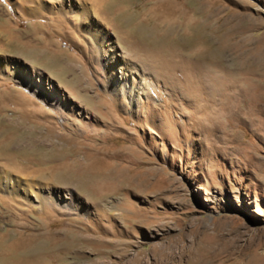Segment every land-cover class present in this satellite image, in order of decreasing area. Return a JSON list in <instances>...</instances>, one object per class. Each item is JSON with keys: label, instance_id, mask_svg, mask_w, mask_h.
<instances>
[{"label": "rangeland", "instance_id": "374dc122", "mask_svg": "<svg viewBox=\"0 0 264 264\" xmlns=\"http://www.w3.org/2000/svg\"><path fill=\"white\" fill-rule=\"evenodd\" d=\"M79 1L0 0V181L28 188L14 195L32 205L21 216L31 230L38 184L71 193L70 213L46 206L51 228L76 217L72 228L98 240L47 258L161 264L169 248L176 264L189 252L202 264H264V0H174L184 14L166 0ZM201 65L210 74L194 91ZM22 69L54 97L23 87ZM18 93L37 110L26 122ZM43 112L48 122L34 124ZM11 212L0 207V227L29 232Z\"/></svg>", "mask_w": 264, "mask_h": 264}, {"label": "bare ground", "instance_id": "6f19581e", "mask_svg": "<svg viewBox=\"0 0 264 264\" xmlns=\"http://www.w3.org/2000/svg\"><path fill=\"white\" fill-rule=\"evenodd\" d=\"M166 2H167V4L170 5V7H172V10L179 11L180 13H183V14L185 13V10L182 8L183 6L182 7L180 6L181 5L180 3H177L174 0H166ZM77 3L80 4L81 2L79 0H77ZM59 6L61 7L62 5H59ZM58 23L60 24V22H58ZM59 28H61V27L59 26ZM56 32H57V30H56ZM47 45H49V44L47 43ZM53 48H55V47L53 46ZM102 52L104 55L102 57L103 61H104L103 64L105 66H107V68L110 69V72L113 73V71H111V70H113L114 66L112 67V66H108V65H109V63H113V60H112L113 57L112 56L115 52L114 48H111L110 46L106 45L103 47ZM154 52L156 53V57L158 56V60H162V58H161L162 56L160 55V54H162V51L161 50H156V51L154 50ZM152 54H154V53H151V56H152ZM153 58L155 60V57H153ZM159 63H160V61H159ZM171 68L173 69V67H171ZM189 68H191V67H189ZM203 68H205V67L202 65L200 67L194 66V70L192 71L193 73H191L192 74L191 78H193V79L191 80L189 78L190 76L188 77V80L190 79L189 80V82H190L189 88H191V90L195 91L197 89V87H198L197 81L203 75L209 76L210 72H209L208 68L207 69L206 68L203 69ZM168 69H170V68H168ZM187 72L189 73V71H187ZM34 74L35 73H33V70H31V69H26V70L22 69L19 72V74L16 76V78L18 79V82L23 85V87L29 88L30 90L36 92L37 95H38V93H44L46 95L48 94V96H45V97L47 100H51L55 94H53V92H50V93L44 92V89L42 88V86L44 87V85L42 84V82L44 81V80L42 81V77H41L42 74L38 75L37 79L35 78V80H36L35 82H34V77H33ZM110 79H112V77ZM51 87H52L51 85H49L47 87L45 86V88H51ZM15 97H16V106H18L17 108L21 110V112L19 114L21 116L22 122L23 121L26 122V120H28L30 117L37 114V110L29 108V105L32 102L29 99L25 98L23 94L18 93L17 96H15ZM55 99L58 102V97ZM131 99L133 101L134 98L132 97ZM234 105H238V103H234L232 105V107H236ZM238 106H239L238 110L242 109L244 107L248 108L246 105L245 106L244 105H238ZM253 107H255V106H253ZM96 109L99 112L101 111V109L99 107ZM238 110H237V112H242V111H238ZM43 114L44 115H42L40 119L33 120L32 122L34 124H39V125L43 124V126H44L45 122H48V121L44 120V117H46L45 112H43ZM105 114L107 115V117L110 116L109 111L108 112L105 111ZM235 114L238 116L237 113H235ZM253 121L254 120L251 119V122H253ZM253 125H254V123H253ZM257 125L261 126L262 122L259 120V123ZM46 133H47V135H50L51 131H47ZM2 142L4 144V140ZM11 143L13 144L14 141ZM15 143H17V142L15 141ZM8 146H10V145H7L6 147H8ZM2 147H4V145ZM15 148H17V147H15ZM10 152H12V151H10ZM3 155H4V153H3ZM15 156H13V157H15ZM13 157L8 155L4 158V160H6L9 164H11V163L13 164L14 163ZM29 173H32L33 175L42 174V172L38 169L35 171L31 170ZM55 175L56 174L54 172V173H52L51 179L49 178L48 175L44 176L43 178L44 179L48 178L47 181H50L55 177ZM6 176H7V174H6ZM9 179H12V178H10V176H9L8 178H5L4 180L2 179L0 181V189L3 192H8V193L10 192V194H12L11 195L12 197L9 199V198H7L8 196L7 197L0 196V207L1 208H7L8 210L12 211L11 212L12 217L9 221L12 224L11 226H13V225L18 226L19 228L25 227V229L29 228L30 231L27 232L26 230H19L18 228H14V229L3 228L2 229V227H0V260H1L0 264H56L55 263L56 260H54L52 258L55 257V258L59 259L58 257L60 255L57 253V251L61 250V252L62 251L65 252V251H68V250H71L74 248H75V251H77V250L80 251L79 248L77 247L79 242H80L79 241L80 237H82V239L89 244H96V242L98 240L90 238V237H83L82 234H80V232H78L77 230L72 228V223H74L75 221L78 220V218H76V217L71 218L68 222H64L62 227H59L56 229L51 228V225L53 223H55L56 220H53V216L50 213V211H47L46 206L54 207L56 205V206H58L59 210H61L62 212H65V213H68V212L70 213V210L76 209V207L72 204L73 197H72L71 193H66L67 195L65 194L63 196V194L59 188L53 190V189H49V187H48V189H46L47 187L41 186V184H38V190L37 191L34 190V201H36V203L38 205L37 207H38V210L40 213L38 215H41V217L39 218L40 222L38 221L39 227H36V228L34 227V229L31 230V225H30L31 222H29L28 220H26V218H23L21 216H23V214H24L25 216H29L32 218V216L30 215V213H32V205L21 202V200L19 199L20 197L18 198L17 196H15L16 194H19V189L20 190L23 189L24 193H25V196L23 198H26V197H28L27 194L29 193V190L27 187H24V186L20 187L21 185L17 184L18 182L16 184L11 183L9 181ZM12 181H14V180H12ZM10 183L13 185L11 186ZM15 188H17V189H15ZM14 190H15V192H14ZM32 196H33V194H32ZM22 203H24V205H26L25 209L20 208V205ZM37 207H36V209H37ZM13 208L19 209V211L22 212V214L18 215L16 212L13 211ZM37 245H39V246H37ZM35 246L40 247L41 251L37 250V252L34 253L32 251V249ZM49 255L52 256V258H50V259L47 258ZM175 257H176V254L173 252L172 249H169V248H168V250L165 249L161 253V258H160L161 264H168V263L176 264V262H178V261L175 260ZM135 262H137V259ZM131 263H133V262H131ZM178 264H180V262ZM184 264H202V263L200 262V258L198 260L197 259L194 260L192 252H189V254L187 255V259H185V261H184ZM205 264H207V262H205Z\"/></svg>", "mask_w": 264, "mask_h": 264}]
</instances>
